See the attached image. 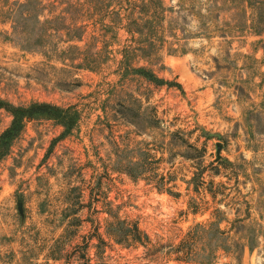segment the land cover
I'll return each mask as SVG.
<instances>
[{"label":"rangeland","instance_id":"374dc122","mask_svg":"<svg viewBox=\"0 0 264 264\" xmlns=\"http://www.w3.org/2000/svg\"><path fill=\"white\" fill-rule=\"evenodd\" d=\"M26 1L0 0V141L35 110L0 147V264H264V9Z\"/></svg>","mask_w":264,"mask_h":264},{"label":"trees","instance_id":"16d2710c","mask_svg":"<svg viewBox=\"0 0 264 264\" xmlns=\"http://www.w3.org/2000/svg\"><path fill=\"white\" fill-rule=\"evenodd\" d=\"M33 1L37 2V0H27L24 3V6H29V5H25V4L28 2L31 4ZM250 1H251V4H253V2H254V4L258 5V8L260 10L264 9V0H250ZM34 19H37V16H34ZM260 21H262V23H264V12H262V14H260ZM257 31H264V27L263 28L261 27V29L257 30ZM137 71L139 73L143 74L146 78H148L150 80L154 79V77L152 76L153 74L152 75L149 74L144 69H139ZM32 109H33V107L28 108L27 110H21V111L17 110L18 112L14 113V119H13L11 126L1 136L0 147H4V148L7 147L9 141L12 140L14 135L21 129L22 118L25 117V115L28 117H31L33 115V113L35 112V110H32ZM37 111H39V110H37ZM58 111L59 110L57 108L48 107V111L43 110L42 112H48L49 114H52V112L56 113ZM17 113H19V114H17ZM125 232H132V233H135L137 235L140 234V231L136 225H134L132 230L127 229V230H125ZM135 234H133V236H131V238H132V240L137 241V236H135ZM128 235H131V234H128ZM127 237H129V236H127Z\"/></svg>","mask_w":264,"mask_h":264},{"label":"water","instance_id":"95a60500","mask_svg":"<svg viewBox=\"0 0 264 264\" xmlns=\"http://www.w3.org/2000/svg\"><path fill=\"white\" fill-rule=\"evenodd\" d=\"M218 158L221 157V151H222V148H223V144L222 143H218ZM18 209L19 211H21V202H18Z\"/></svg>","mask_w":264,"mask_h":264}]
</instances>
